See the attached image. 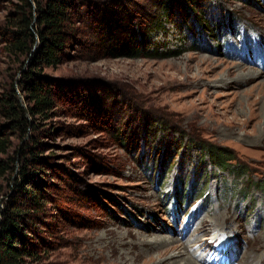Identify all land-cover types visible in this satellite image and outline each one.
<instances>
[{"label":"rangeland","instance_id":"1","mask_svg":"<svg viewBox=\"0 0 264 264\" xmlns=\"http://www.w3.org/2000/svg\"><path fill=\"white\" fill-rule=\"evenodd\" d=\"M19 4L0 0V30ZM68 5L57 67L34 64L39 42L8 55L0 35V98L28 121L14 129L0 107V160L15 159L0 209L35 211L22 226L42 264H159L163 238L198 264H264V0ZM116 45L139 55L112 57ZM244 68L263 76L239 79ZM30 73L55 100L34 116ZM201 145L230 154L238 176Z\"/></svg>","mask_w":264,"mask_h":264},{"label":"trees","instance_id":"2","mask_svg":"<svg viewBox=\"0 0 264 264\" xmlns=\"http://www.w3.org/2000/svg\"><path fill=\"white\" fill-rule=\"evenodd\" d=\"M69 0H18L20 3L16 11L8 16L4 27L0 30L3 39L4 51L8 55H19L21 57H29L37 42L39 49L35 56V63L44 67H57L60 64V54L66 47L70 35L68 32V22H70V14L68 13ZM37 20V26L33 23ZM112 57L126 56L134 57L139 55L136 50L129 51L120 45L109 49ZM33 81V85L28 92L34 107L30 109L31 114H43L47 110L54 107L55 100L53 98V90L41 84L39 75L30 73L26 79ZM17 98L5 99L0 98V107L6 108V113L14 119L11 124L14 129H24L28 125L25 118L26 112L18 104ZM16 105V106H15ZM21 115V119H20ZM3 129V128H2ZM1 131V130H0ZM1 137V132H0ZM8 146L5 140H0V152L7 153ZM201 150L211 165L217 167L223 172L233 174L235 177L242 169L238 166L236 170H232L234 159L230 157L226 151L216 149L214 147L202 146ZM34 161H38L37 156ZM13 161L0 160V175L8 171L10 163ZM23 178L28 179L27 169L23 168L21 172ZM243 175H240V177ZM18 193L29 200V208L35 210L38 207L37 195L33 190L18 185ZM12 201L11 206L5 210L0 209L2 220L0 222V264H42L43 254L38 250V245L34 239L28 238L23 229L24 218L35 214L33 211L24 212L21 207Z\"/></svg>","mask_w":264,"mask_h":264},{"label":"bare ground","instance_id":"3","mask_svg":"<svg viewBox=\"0 0 264 264\" xmlns=\"http://www.w3.org/2000/svg\"><path fill=\"white\" fill-rule=\"evenodd\" d=\"M238 71H240L239 79H241V78H252V77L255 78L256 76L257 77L263 76V73H261L262 75H260L253 70H249V72L246 73L245 68L238 70ZM160 243L163 246V249L161 248L159 251V262H158L159 264H198V262L196 261V259L192 255V253L190 254V253L185 252L186 254L185 253L182 254L181 246L175 245L174 243H170L169 239L163 238V239H161ZM185 255H187L188 257L183 258ZM249 259L246 261L247 262L246 264H254L253 261L249 262Z\"/></svg>","mask_w":264,"mask_h":264}]
</instances>
